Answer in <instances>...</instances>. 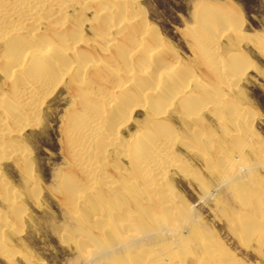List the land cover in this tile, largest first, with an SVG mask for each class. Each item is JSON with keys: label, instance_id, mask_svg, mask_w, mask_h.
<instances>
[{"label": "bare ground", "instance_id": "1", "mask_svg": "<svg viewBox=\"0 0 264 264\" xmlns=\"http://www.w3.org/2000/svg\"><path fill=\"white\" fill-rule=\"evenodd\" d=\"M229 3L196 1V25L185 33L195 42L197 60L187 64L177 60L170 46L161 48L163 36L149 22L139 0H0V192L4 199L14 201L2 172L5 159L24 162L36 181L29 174L30 149L21 134L41 122L46 97L66 81L74 101L64 127L72 169L61 176L59 188L61 199L80 223L77 247L85 263L235 264L230 255L215 251L216 241L207 236L198 216L168 181V167L181 164L174 145L186 141L174 116L168 115L170 109L179 113L177 122L186 132L190 125L183 118L199 114L201 107L210 104L216 117L224 110V137L236 139L231 129L239 117V101L222 87H232L231 72L247 60L243 55L223 60L214 47L218 26L240 22L237 8ZM89 13L93 19L87 17ZM86 25L92 36L85 32ZM138 107L145 109L144 119L123 136L120 128ZM204 121L200 116L193 123L199 126ZM191 133L201 138L199 130ZM250 134L253 137L252 130ZM111 155L117 159L122 155L129 165L110 160ZM112 170L117 173L114 177ZM234 173H227L226 182L245 199L250 185L245 175ZM92 200L101 210L89 218L80 209L92 207ZM247 212L238 219L230 214L236 220L233 226L240 231L254 226L264 245V216L258 222L250 212L245 216ZM5 220L0 215V222Z\"/></svg>", "mask_w": 264, "mask_h": 264}, {"label": "rangeland", "instance_id": "2", "mask_svg": "<svg viewBox=\"0 0 264 264\" xmlns=\"http://www.w3.org/2000/svg\"><path fill=\"white\" fill-rule=\"evenodd\" d=\"M139 1L145 8L149 22L156 26L163 36L161 46L164 47L161 48L167 50V47L170 46L174 49L177 60L182 59L185 62L187 60V64L193 63L191 60H197L195 42L190 34L185 33L188 27L196 25L194 12L197 0ZM209 1L221 5H226L230 1L229 4L237 8L241 18L238 24L228 23L223 27L222 25L218 26L214 42V47L215 49L217 47L218 53L221 52L219 55L221 58L223 57V60H227V58L229 60V55H243L245 56L244 60H247L242 64L243 66L235 68L236 71L231 72L232 87H222V90L225 89L223 91L234 96L236 103L239 101V111L243 107L241 110L244 113L238 111L237 123L232 126L234 130L231 129L233 136L236 135L234 138L239 139H234L232 142L231 139L224 137L227 125L223 119L225 117L224 110L219 117H216L212 113L210 104V106L201 107L199 114L191 116L192 118L194 116L193 120L190 119L191 117L183 118L190 125V129L186 132L177 122L181 118L180 115L177 116L179 113L173 112L176 109H170L168 115L174 116L179 132L186 135L185 144L177 141V144L174 145L176 148H173L177 153L179 152L181 164L184 165L186 162L189 166H183L177 162V165L168 167V181L193 209V213L198 216L199 224H202L201 227H204L203 230L208 234L207 236L216 241L213 245L215 251L230 255L229 259H232L235 264H264V245L262 241V244L258 241L260 239H258V233L253 229L254 226H251L248 231L241 228L245 235L242 234V230L235 229V225L233 226L236 221L233 220V217L236 216L238 219L243 216L240 215L242 212L248 210L253 219L256 218L258 222L264 218L263 203V207H259L261 201L264 202V42L262 43L264 38V0ZM87 17L93 19V13H89ZM85 32L88 33H86L88 36H92L87 25ZM190 61L191 63H189ZM199 72L200 70L196 73ZM65 82L60 83V86L56 87L49 94L50 96L48 95V98L46 97L41 122L37 126L28 127L21 134V140L30 149L32 173L29 172V174H32L36 181L28 175L24 162L19 159L15 158L16 161L10 157L2 162L5 184L7 188L13 190L14 201H6L0 192V215L6 217L5 222H0V240H2L0 243V264H87L77 247V240L81 237L80 223L69 206L62 200L59 188L61 176L71 172L72 169L69 156L70 148L67 144L64 127L67 115L73 110L74 101ZM141 108H136L132 114L133 117L131 116L132 119L126 120L129 123L120 128L121 134L124 132L123 136H128V132L131 130L135 131L138 121L144 119L145 109ZM179 116L180 118H178ZM200 116L205 119L204 123L199 125L201 128L194 126L193 123L195 118ZM126 121L124 120L122 124ZM240 122L246 123V125H241ZM205 124L209 126L207 127ZM247 125L251 127L248 128ZM244 126L248 130H245ZM191 130H199L202 134H199L198 138H201L199 140L196 137L193 138ZM249 130L250 132L252 130L253 137L250 136ZM111 156L110 160H116L115 162L119 160L126 167L129 165L128 159L122 155L120 159ZM218 157H223L224 160ZM246 159L247 162H245ZM243 161L248 164H242ZM249 162L251 163L249 164ZM243 165H246L245 168ZM228 170L229 172H227ZM238 171L245 175V180L250 185L247 190L252 195L246 193L247 190L244 191L245 199L241 196L242 192V194L237 192L226 182L229 173L235 174L234 172ZM111 173L115 174L113 177L117 174L115 171ZM261 197L263 198L261 199ZM95 202L92 200L91 204L94 203L92 207L84 205L80 211L89 218H93L101 210ZM255 204L258 205L255 206ZM255 207H259L258 210ZM15 212L18 216L14 214ZM248 212L245 216L249 214ZM230 214L233 215V221ZM247 233H250V236H246Z\"/></svg>", "mask_w": 264, "mask_h": 264}]
</instances>
